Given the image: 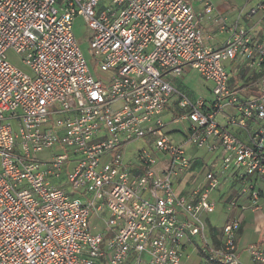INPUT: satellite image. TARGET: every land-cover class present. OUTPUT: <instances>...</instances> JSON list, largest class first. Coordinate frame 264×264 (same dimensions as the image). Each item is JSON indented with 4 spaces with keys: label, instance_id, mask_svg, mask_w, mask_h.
I'll return each mask as SVG.
<instances>
[{
    "label": "built area",
    "instance_id": "obj_1",
    "mask_svg": "<svg viewBox=\"0 0 264 264\" xmlns=\"http://www.w3.org/2000/svg\"><path fill=\"white\" fill-rule=\"evenodd\" d=\"M213 11L212 0H0V264H182L192 255L196 264H245L238 212L251 210L261 230L264 143H244L227 124L264 121V70L257 94L241 100L225 62L264 65V0L250 9L251 26L218 20L227 33L218 47L199 26ZM75 16L90 28L98 76L73 34ZM189 70L212 84L209 102L173 84ZM172 98L173 119L189 122L178 142L163 119ZM227 105L238 112L222 125L215 116ZM140 138L151 149L125 160ZM54 145L63 150L42 156ZM192 148L220 165L204 163L201 180L178 190ZM228 183L223 204L238 212L213 244L206 215ZM245 251L264 264V241Z\"/></svg>",
    "mask_w": 264,
    "mask_h": 264
},
{
    "label": "crops",
    "instance_id": "obj_2",
    "mask_svg": "<svg viewBox=\"0 0 264 264\" xmlns=\"http://www.w3.org/2000/svg\"><path fill=\"white\" fill-rule=\"evenodd\" d=\"M214 4V11L208 17H202L199 20V26L202 29L205 35V43L211 47H218L220 46L226 36L227 33L224 31L219 30V19L224 18L226 21L233 22L237 21L239 25L242 26H251L254 24L256 20V14L249 13L250 7L248 10L245 9V6L250 2V0H245L244 5L237 7L236 4L230 3L228 0H212ZM196 8L199 7L196 1L193 2ZM225 66L228 70L232 72V78L229 80L228 85L233 89H239V95L242 97H251L257 94L258 88L256 86L257 77L261 74L264 70V65L261 67H253L250 68L247 62H225ZM242 75H244L242 77ZM98 76V74H96ZM176 78L173 81L174 85L179 86L181 89L185 90L189 95H192V92L186 89L181 82L177 81ZM228 107H231L227 105ZM178 109L176 106V101L172 98L167 107L163 112V119L165 121V130L168 133L170 130L167 127L170 122L173 120V116L178 114ZM236 115V113H225L221 114L220 121L224 122L227 119V116ZM220 123V122H219ZM225 123V122H224ZM223 123V124H224ZM189 122L186 120V128L185 130H180L179 128L173 129L171 131H180L178 134V138L174 140L172 136L169 137L175 141H181L183 138L186 137L188 131ZM227 129L236 135L241 141L246 144H251L254 139H258L261 137L262 142L264 143V121H249L246 127H241L237 123H230L227 124ZM262 131L263 133H259L258 131ZM259 134L256 136V134ZM148 143V139H145ZM191 154L197 155L196 159L191 164L188 172L182 176L181 178L177 179L178 183V190H186L193 184L196 180H201L202 174V166L204 163L209 164L210 168H214L218 165V155H212L204 153L203 151H195L194 148L189 149ZM196 152V153H195ZM43 154V153H42ZM44 156V155H43ZM261 187V199H262V206L261 208L264 209V181H260ZM226 191L231 190V185L225 186ZM221 191H214L212 193V198L215 199L216 205L215 210L206 215L207 217V234L209 236V240L213 244L218 243L219 235L221 226L226 221L228 217V213L230 210L226 209L223 204V199H227L231 197L230 193ZM223 196V197H222ZM261 211V209H260ZM217 212V213H216ZM214 213L216 215L214 216ZM238 214L241 218V228L236 238V245L238 249V255L241 261L245 264H252V260L245 251V248L251 243H257L264 241V232L263 230L257 231L254 228L255 220L252 218L253 212L249 209L246 211H239ZM262 220H264V214L261 211ZM254 222V223H253ZM198 261L197 256H193L188 259H184L182 264H196Z\"/></svg>",
    "mask_w": 264,
    "mask_h": 264
},
{
    "label": "rangeland",
    "instance_id": "obj_3",
    "mask_svg": "<svg viewBox=\"0 0 264 264\" xmlns=\"http://www.w3.org/2000/svg\"><path fill=\"white\" fill-rule=\"evenodd\" d=\"M228 1L232 4H236L237 7H240L244 5L245 3V0H228ZM257 2L258 0H250V2L245 6V9L248 10L250 7L255 6ZM72 30H73V34L76 40L78 41L79 48L85 60L88 63V66L90 68L92 75L96 76V74L98 73V67H97V64L94 63V60H93V57L91 55V51L89 48V35L91 31H90V28H88V26L85 24L82 16L74 17ZM7 58L12 64L16 65L18 68L22 69L23 71H28L27 67L22 65V63L20 62V57L13 51L11 50L7 51ZM177 81L181 82L186 89L190 90L194 97H201L206 102H209L213 98V93L211 90L212 84L209 81H206L205 79H203L195 70H189V71L184 72V74L181 77H178ZM237 112L238 110L235 107L225 106L224 110L221 113L216 114L215 119L217 122H220V124L224 125L225 121L224 122L220 121V117H221L220 115L225 114V113H237ZM167 127L170 130L168 134L172 136L174 140H176L178 138V134L180 133V131L178 132V131H171V130L177 129V128H179L182 131L185 130L186 120L180 119L177 117L176 119H173L172 122H170ZM150 146L151 145L148 144L144 138H140L139 140L132 141L127 145L124 151V159L128 160L129 158H132L139 148L146 147L148 149H151ZM60 150H63L61 146L54 145L50 149L45 150L42 156L43 155L49 156L50 154H53V153L55 154L57 152H60ZM219 165H220V162L218 160V165L215 168H218ZM227 185H231V184L228 183ZM225 186L226 185H224L220 189L221 191H223V193L226 191ZM69 189H70L69 186H66V190L69 191ZM259 203L262 206L261 196L259 199ZM261 211L264 214L263 208H261ZM237 212H238L237 208H234L229 213L232 215V214H237ZM216 213H214V216L216 215ZM105 215H106L105 211L101 212V216L104 217ZM90 222L92 225L94 224L99 229L102 227L101 225L102 221L99 218H97V216H95L93 213L90 216ZM262 230L264 232V220L261 226V231ZM193 256L194 255H192V257Z\"/></svg>",
    "mask_w": 264,
    "mask_h": 264
},
{
    "label": "trees",
    "instance_id": "obj_4",
    "mask_svg": "<svg viewBox=\"0 0 264 264\" xmlns=\"http://www.w3.org/2000/svg\"><path fill=\"white\" fill-rule=\"evenodd\" d=\"M232 73V72H231ZM244 75H242V77H243ZM232 78V77H231ZM230 78V79H231ZM234 88V87H233ZM239 96V98L241 99V100H244L246 97H242L241 95H238ZM253 120H256V121H261V120H257V119H253ZM253 120H251V121H253Z\"/></svg>",
    "mask_w": 264,
    "mask_h": 264
}]
</instances>
